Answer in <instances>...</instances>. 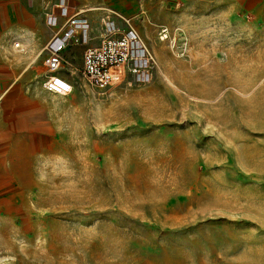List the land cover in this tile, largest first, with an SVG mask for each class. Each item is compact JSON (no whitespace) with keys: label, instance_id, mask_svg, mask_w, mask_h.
<instances>
[{"label":"rangeland","instance_id":"rangeland-1","mask_svg":"<svg viewBox=\"0 0 264 264\" xmlns=\"http://www.w3.org/2000/svg\"><path fill=\"white\" fill-rule=\"evenodd\" d=\"M64 1L0 0V264H264V0H99L149 74L95 88L74 39L58 95Z\"/></svg>","mask_w":264,"mask_h":264},{"label":"built area","instance_id":"built-area-1","mask_svg":"<svg viewBox=\"0 0 264 264\" xmlns=\"http://www.w3.org/2000/svg\"><path fill=\"white\" fill-rule=\"evenodd\" d=\"M80 20L79 14L69 17L45 47L47 76L44 88L50 93L66 95L73 91V83L60 71L63 54L74 40ZM152 61L153 57L135 31L123 33L107 27L101 43L84 51L82 74L93 87L105 89L119 83L127 74L146 76Z\"/></svg>","mask_w":264,"mask_h":264},{"label":"crops","instance_id":"crops-1","mask_svg":"<svg viewBox=\"0 0 264 264\" xmlns=\"http://www.w3.org/2000/svg\"><path fill=\"white\" fill-rule=\"evenodd\" d=\"M99 2L101 1L99 0L97 1H94V0H65L63 5H61L62 9L58 10L59 11V14H58L59 23L61 24L66 22V20L69 17L75 14L80 15V19H81L80 25L75 31L76 35L74 36V39L77 40L78 42L76 46V50L78 52L80 51L82 56L84 54V51L88 47L98 46L101 43L104 30L108 27L107 22L104 18V15H106V12L104 11L105 9H103V7H99L104 4L99 3ZM17 7L15 10H17ZM20 7H21L20 10L27 11L25 7H22V6ZM59 23H58L59 25L58 28L60 29L61 25ZM134 31L138 34L144 47L152 55V51L149 49V46L145 38L142 36V34L138 30L134 29ZM50 37H51L50 35L45 36V39H46L45 41L46 42H48V40L50 41L51 40ZM167 37L168 36H166V38ZM161 39H165V37L162 36ZM37 58H38V51L37 52L35 51V54L32 56V59L35 60Z\"/></svg>","mask_w":264,"mask_h":264},{"label":"bare ground","instance_id":"bare-ground-1","mask_svg":"<svg viewBox=\"0 0 264 264\" xmlns=\"http://www.w3.org/2000/svg\"><path fill=\"white\" fill-rule=\"evenodd\" d=\"M163 37H165L166 38V35H164ZM18 46L20 45V44H17ZM59 95H61V94H59Z\"/></svg>","mask_w":264,"mask_h":264}]
</instances>
